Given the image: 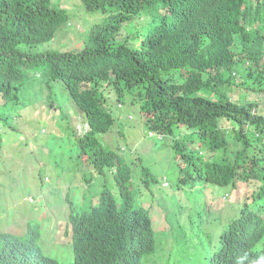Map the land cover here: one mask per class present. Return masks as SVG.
Returning a JSON list of instances; mask_svg holds the SVG:
<instances>
[{
  "label": "trees",
  "instance_id": "1",
  "mask_svg": "<svg viewBox=\"0 0 264 264\" xmlns=\"http://www.w3.org/2000/svg\"><path fill=\"white\" fill-rule=\"evenodd\" d=\"M54 1L0 0V128L32 74L43 72L49 89L70 99L69 111L53 102L41 107L68 125L90 174L86 183L96 180L95 202L63 220L69 242L54 232L53 250L69 247L71 262L41 250L35 221L23 237L0 233V264H145L154 256L153 223L133 205L131 169L121 150L100 139L116 129L104 89L140 102L147 136L172 138L180 172L175 190L192 181L230 189L231 202L222 206L229 207L227 222L205 218V230H216L213 240L190 228L177 250L188 243L203 264L235 258L247 264L264 254V101L235 97L239 89L264 93V6L242 0L232 10L228 0H212L218 9L198 33L172 26L168 0H69L100 14L97 24L81 39L84 48L45 49L59 29L72 26Z\"/></svg>",
  "mask_w": 264,
  "mask_h": 264
},
{
  "label": "rangeland",
  "instance_id": "2",
  "mask_svg": "<svg viewBox=\"0 0 264 264\" xmlns=\"http://www.w3.org/2000/svg\"><path fill=\"white\" fill-rule=\"evenodd\" d=\"M59 2L54 1L67 10L72 26L59 29L44 48H84L87 43L81 39L90 35V28L97 24L100 14L87 12L77 1ZM32 78L34 80L28 82L19 95L18 108L7 109L6 123L2 122L0 128V233L24 235L28 223L39 221L42 228L53 231V237L54 232H58L55 238L65 243L69 242V237L62 234L66 229L63 220L67 219L70 208L80 212L95 202L96 180L86 183L90 174L78 160L76 141L67 132L68 125L60 123L55 114L51 116L54 120L50 119L48 113L52 115L53 110L47 113L46 107H41L53 102L69 111L67 93L56 90L54 85L49 89L43 72L32 74ZM103 92L109 99L116 129L101 135L100 139L104 146L121 150L119 154L131 169L133 205L143 207L153 223L156 263L150 257L145 264H203L192 246L185 243L178 251L176 242L190 228L196 230L197 227L202 229L199 238L205 240L206 235L212 241L216 230H205V226H209L205 218L214 222L223 217L222 223L227 222L229 207L222 206L231 202L230 189L192 181L181 190H175L180 172L171 146L172 138L158 139L151 133L147 136L144 117L139 112L140 102L133 101L128 93L121 91L117 98L114 91L104 89ZM235 97L264 101L262 92L239 89ZM260 106L264 107V103ZM233 216L234 211H231L230 218ZM193 243L194 247L200 245ZM43 245L50 251L49 241L43 240ZM214 246H217L215 241L211 247Z\"/></svg>",
  "mask_w": 264,
  "mask_h": 264
},
{
  "label": "clouds",
  "instance_id": "3",
  "mask_svg": "<svg viewBox=\"0 0 264 264\" xmlns=\"http://www.w3.org/2000/svg\"><path fill=\"white\" fill-rule=\"evenodd\" d=\"M240 1L242 0H228L227 4L230 5V9L234 10L233 7L237 6ZM255 3H257L260 7L264 6V2L262 0H255ZM165 6H166L167 17L171 18L169 21L171 22L173 27L179 26L180 28L182 27L184 29L186 25H190L193 29L197 30L198 33H200L201 29L203 28V23L205 22V17L207 16V13H209L210 16L211 13L212 14L214 13V9H218L217 5L213 6L212 0H168L165 3ZM151 135H153V133H151ZM70 211H72L71 208ZM37 231H38L37 243L44 253L53 254L58 258H63V260L67 262H71L73 260V255L69 247L63 248L61 252H58L57 249L55 251L53 250L55 244L54 237L52 235L53 231L52 232L50 231L48 237H46V235L43 234L44 228H42L41 226L37 228ZM27 233L28 232H26V234ZM24 235H17V236L23 237ZM43 240L50 242V246H51L50 251H46L44 249ZM217 247H218V243H217ZM156 252L157 250L155 251L154 256H156ZM151 259L156 263V260L153 259V256L151 257ZM213 264H246V260L242 261L241 259L238 260L237 258H235L233 260V263H229L228 260L227 263H224L216 259ZM247 264H264V254H261L255 258H251L250 262Z\"/></svg>",
  "mask_w": 264,
  "mask_h": 264
}]
</instances>
